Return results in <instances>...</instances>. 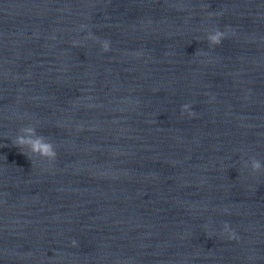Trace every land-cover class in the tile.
<instances>
[{
  "label": "water",
  "instance_id": "95a60500",
  "mask_svg": "<svg viewBox=\"0 0 264 264\" xmlns=\"http://www.w3.org/2000/svg\"><path fill=\"white\" fill-rule=\"evenodd\" d=\"M25 126L33 0H0V264H33ZM34 128V264H264V0H34Z\"/></svg>",
  "mask_w": 264,
  "mask_h": 264
},
{
  "label": "clouds",
  "instance_id": "9594fccd",
  "mask_svg": "<svg viewBox=\"0 0 264 264\" xmlns=\"http://www.w3.org/2000/svg\"><path fill=\"white\" fill-rule=\"evenodd\" d=\"M225 36V32L214 28L206 34L205 39L207 40L208 45L211 47L219 45ZM86 39L97 40L98 38L89 34ZM100 44L102 51L107 52L109 50V42L107 40L100 41ZM184 112H187L189 117L194 116V113L189 111L188 104L181 106V114ZM18 131L19 134L15 137L12 143L13 146L19 149L27 150L26 153L22 151V154L29 157H39L48 161H53L56 158L57 152L55 151L53 143L45 136L38 135L34 127L25 126L21 127ZM246 166L250 167L253 174L259 173L262 169H264V165H262L260 160L256 159L255 157L251 158L250 165ZM223 232L227 233L229 240L237 238L235 232L230 230L229 224L227 222L223 224ZM75 244L76 242L72 241V245L75 246Z\"/></svg>",
  "mask_w": 264,
  "mask_h": 264
}]
</instances>
